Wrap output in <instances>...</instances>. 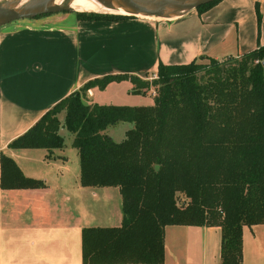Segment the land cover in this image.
I'll return each mask as SVG.
<instances>
[{
  "label": "trees",
  "instance_id": "trees-1",
  "mask_svg": "<svg viewBox=\"0 0 264 264\" xmlns=\"http://www.w3.org/2000/svg\"><path fill=\"white\" fill-rule=\"evenodd\" d=\"M123 80L135 85V93L156 86L153 103L88 100L89 89ZM120 121L134 127L117 142L106 130ZM63 127L74 135L81 184L117 186L123 196L120 226L83 229L84 264H163L165 227L171 224L221 226L220 264H243L244 227L264 224V45L221 60L161 61L152 81L127 73L91 79L9 147L47 149L51 158L65 147ZM0 167L3 189L46 186L44 180L26 176L4 152ZM180 194L185 196L182 205Z\"/></svg>",
  "mask_w": 264,
  "mask_h": 264
},
{
  "label": "crops",
  "instance_id": "crops-1",
  "mask_svg": "<svg viewBox=\"0 0 264 264\" xmlns=\"http://www.w3.org/2000/svg\"><path fill=\"white\" fill-rule=\"evenodd\" d=\"M49 18L0 26V157L10 155L26 176L46 183L24 189L0 185V264H84L83 229L122 224L120 188L81 184L80 156L68 149L75 147L67 128L60 130L65 147L51 158L47 149L9 147L56 103L106 74L152 79L161 61L221 60L264 45V0H220L166 22L129 18L65 24ZM117 85L124 92L110 93ZM133 88L130 80L115 81L89 89L87 98L99 104H149ZM127 130L119 140L112 138L122 141ZM221 249V226L165 227L163 264H220ZM243 264H264V224L244 227Z\"/></svg>",
  "mask_w": 264,
  "mask_h": 264
},
{
  "label": "water",
  "instance_id": "water-1",
  "mask_svg": "<svg viewBox=\"0 0 264 264\" xmlns=\"http://www.w3.org/2000/svg\"><path fill=\"white\" fill-rule=\"evenodd\" d=\"M54 0H36L31 4L21 5V0L12 2V8L0 6V26L13 21L32 18L39 15L64 10H73L70 7L52 4ZM104 2V0H99ZM122 5L135 12H141L154 16L181 15L189 10L215 0H118ZM110 3V0L107 1ZM112 5V4H111ZM180 13V14H179Z\"/></svg>",
  "mask_w": 264,
  "mask_h": 264
},
{
  "label": "rangeland",
  "instance_id": "rangeland-1",
  "mask_svg": "<svg viewBox=\"0 0 264 264\" xmlns=\"http://www.w3.org/2000/svg\"><path fill=\"white\" fill-rule=\"evenodd\" d=\"M180 13H184V12H180ZM91 14H95V15H91ZM96 14H98V15H96ZM102 14H109V13H103V12H84V11H78V10H64V11H58V12H53V13H47V14L39 15V16L32 17V18L19 19V20H16V21L11 22L9 24H14V23H17V22H29V21H32V20L35 21V19H37V20L38 19H44V17H46V18L47 17H51L49 19H51L52 23H65V24L72 23V22H74V20H76V22H77L79 20H81V21H87V20H89V21H104V20L105 21H119V20H124V19H129V18L149 19V18L140 17V16H137V15H131V14H129V15L113 14V15L129 16L127 18H122V19H118V20H107V19H103V18L99 19L98 16L99 15H102ZM177 16L176 15H174V16H160V18L157 17V19H154V20L155 21H161V22L164 21V22H166V21H171L172 19H175ZM55 19H59V20H55ZM6 25H8V24H6ZM205 61H207V60H205ZM152 79L150 78L151 81H152ZM115 87L117 89L116 88H110V93H113L116 90L118 92H124V87L123 86L117 85ZM134 87H135V85H134ZM157 91H158L157 87L153 85V86H151V88H149L148 90H146V93H139V94H143V95H141L140 97L137 96V98L139 100H141V98H143V100L146 101L145 103H148V102H149V104L150 103H153L154 97L158 93ZM63 114H61V116H60L62 119L64 117ZM131 127H132V125L129 122H120V123H118L116 125L110 126V128L108 130L109 132H107V133L111 137H114L116 140H119V133L121 134L120 136H122V134H124L125 130H127L128 128H131ZM69 134L71 136H73L72 133H69ZM67 141H70L68 137H67ZM68 149H71L70 152L72 154L78 153L77 152L78 150L76 148H72L71 146H69ZM184 199H185V196L184 195H181L180 194L178 196L179 205H182V202L184 201Z\"/></svg>",
  "mask_w": 264,
  "mask_h": 264
},
{
  "label": "bare ground",
  "instance_id": "bare-ground-1",
  "mask_svg": "<svg viewBox=\"0 0 264 264\" xmlns=\"http://www.w3.org/2000/svg\"><path fill=\"white\" fill-rule=\"evenodd\" d=\"M17 0H0V6H7L12 8V2ZM36 0H21V5L31 4ZM108 0H104V2H100L99 0H54L52 4H59L61 6L70 7L73 10L84 11V12H103V13H112V14H123V15H137L140 17H145L149 19H157L160 16L149 15L145 13L135 12L128 7L122 5L118 0H110L109 4Z\"/></svg>",
  "mask_w": 264,
  "mask_h": 264
},
{
  "label": "clouds",
  "instance_id": "clouds-1",
  "mask_svg": "<svg viewBox=\"0 0 264 264\" xmlns=\"http://www.w3.org/2000/svg\"><path fill=\"white\" fill-rule=\"evenodd\" d=\"M58 2H60V0H58Z\"/></svg>",
  "mask_w": 264,
  "mask_h": 264
},
{
  "label": "built area",
  "instance_id": "built-area-1",
  "mask_svg": "<svg viewBox=\"0 0 264 264\" xmlns=\"http://www.w3.org/2000/svg\"><path fill=\"white\" fill-rule=\"evenodd\" d=\"M155 78V77H154Z\"/></svg>",
  "mask_w": 264,
  "mask_h": 264
}]
</instances>
